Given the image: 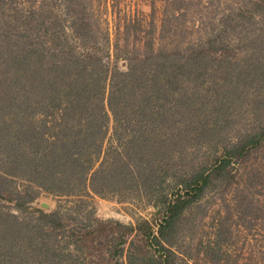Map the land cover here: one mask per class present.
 I'll list each match as a JSON object with an SVG mask.
<instances>
[{"label": "trees", "instance_id": "16d2710c", "mask_svg": "<svg viewBox=\"0 0 264 264\" xmlns=\"http://www.w3.org/2000/svg\"><path fill=\"white\" fill-rule=\"evenodd\" d=\"M117 1L0 0V185L15 176L56 195L143 199L151 219L120 226L105 263H118L124 236L134 232L148 250L127 247L126 264H264V46L241 58L227 53L233 41L261 36L227 38V21L245 9L237 8L206 35L187 37L183 24L176 40L186 0H161L159 27L139 36L136 15L120 13ZM101 2L115 58L132 27L139 39L136 52L122 53L123 69L108 70V52L97 48L109 44L107 24L96 22ZM167 30L174 46L160 42ZM202 77L212 81L197 96ZM33 199H13L0 187V201L16 208ZM197 210L200 221L213 216L206 240L191 248L185 232ZM34 211L64 230L55 211ZM21 224L0 211V264L49 262L50 242ZM102 230L98 223L64 231L94 264Z\"/></svg>", "mask_w": 264, "mask_h": 264}, {"label": "rangeland", "instance_id": "374dc122", "mask_svg": "<svg viewBox=\"0 0 264 264\" xmlns=\"http://www.w3.org/2000/svg\"><path fill=\"white\" fill-rule=\"evenodd\" d=\"M117 3L116 6L120 13L125 12L131 16L136 15L137 22L142 26L141 29L144 32L139 36H145V31L149 30L154 25L159 27L161 0H118ZM151 3L155 6V10L152 14L150 8ZM102 5L103 2L98 4L101 11L96 13V22L102 29H104L107 24L109 44L106 49V46L97 48L107 50L108 57L104 58V62L107 65L108 70L113 68L123 69L125 67L126 59L122 53L124 50H129V52L134 50V52H136L135 50L139 46V39L134 36V28L132 27V33L127 40L118 39L116 48L121 50L122 53H118V56L115 58L113 55V48L115 47L112 45V21L108 9L105 12L102 9ZM183 7L186 8V13L184 17L180 18V27H178L176 32V40L180 37H184L182 30L180 29L183 24L187 27V37L193 36L189 35L191 32L198 35H206L219 27V17L221 13L232 12V14H234L237 12V8H245L241 13H238L239 15H235L238 19L227 21L226 32L229 34L227 38L229 40H234L237 32L247 35L259 33L262 41L256 43L247 40L243 46H238L237 43H234L233 41L234 45L231 50L227 51V53L231 56L233 55L235 58H241L243 52H247V50L250 51V49H260L261 46H264V0H186ZM249 12H251V15H249ZM233 22H236V25L231 28ZM190 23L191 25L193 24L192 28L189 25ZM98 32L97 39L101 38L100 30H98ZM171 34V31H165L163 37H166V41L162 38L160 42H167L166 46H174L176 42L169 43V37ZM213 76L214 77L211 78L220 81L218 75ZM206 79L207 78L205 77L196 79L197 83H195L198 88L197 91H195V95L202 90L203 84L206 85L207 80H209ZM232 107L234 106H231V109H234V111L231 110V112L235 114V110L238 108L235 109L236 107ZM238 123L241 124V121ZM109 132L110 129L108 128L107 137L109 136ZM104 144H106V142ZM8 178L9 181L5 182L4 185H0V187H3L4 192L9 197L16 200H24L26 195L29 194L34 195V199L31 204H25L19 208L14 207L12 201H0V211L14 214L22 222L20 227L24 232L37 230L39 237L50 242L49 246H47V251L52 259L49 262L44 260V263L46 264H92L89 262L85 253L78 248L76 250L77 244L64 230L88 229L96 226L98 223L103 225V232L100 241H102V243L104 241L105 244L100 243L99 245V257H97V263L111 264L109 261L105 263L106 259L104 258L109 255L112 245L116 243L117 231H123L120 226H134L140 220H149L152 217L151 212L153 209L146 204L143 199L137 200L132 197L128 200L119 201L117 200V195L108 193L106 195L98 196L89 191L79 192L72 195H56L46 192L38 188L35 184L22 178L15 176ZM41 203L46 206H41ZM34 208L41 209L44 212L55 211L65 224L64 230L60 228H50L40 222ZM199 211L200 210H197V212L190 216L188 230L185 232L184 245L189 244L191 248H195L199 240H206V231L211 221L210 217L213 216V214L208 213V215L200 221ZM28 234L29 233H23V235ZM121 245L123 248L122 256L118 259L117 264H126L125 252L127 247H130L131 249L136 248L141 254H143L145 250H148L147 240L144 241L140 235L135 236L134 232H129L125 235L124 241ZM38 252L41 254L38 256L43 257L46 250L38 249Z\"/></svg>", "mask_w": 264, "mask_h": 264}, {"label": "water", "instance_id": "95a60500", "mask_svg": "<svg viewBox=\"0 0 264 264\" xmlns=\"http://www.w3.org/2000/svg\"><path fill=\"white\" fill-rule=\"evenodd\" d=\"M41 206L45 207L46 205H45V204H43V203H41Z\"/></svg>", "mask_w": 264, "mask_h": 264}]
</instances>
